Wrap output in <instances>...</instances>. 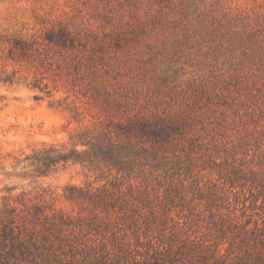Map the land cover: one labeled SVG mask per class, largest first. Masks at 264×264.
I'll use <instances>...</instances> for the list:
<instances>
[{
  "label": "rangeland",
  "instance_id": "1",
  "mask_svg": "<svg viewBox=\"0 0 264 264\" xmlns=\"http://www.w3.org/2000/svg\"><path fill=\"white\" fill-rule=\"evenodd\" d=\"M60 30L67 47L48 40ZM155 116L182 124L165 149L172 189L36 167L85 129ZM70 187L135 208H97ZM5 225L28 251L8 264H123L159 250L173 264L264 260V0H0Z\"/></svg>",
  "mask_w": 264,
  "mask_h": 264
},
{
  "label": "trees",
  "instance_id": "2",
  "mask_svg": "<svg viewBox=\"0 0 264 264\" xmlns=\"http://www.w3.org/2000/svg\"><path fill=\"white\" fill-rule=\"evenodd\" d=\"M48 40L62 47L72 43L63 30L49 35ZM78 116L76 112L74 119L77 120ZM181 125L174 118L161 116L136 118L127 123L117 122L106 126L100 124L72 135L70 148L50 147L37 153L34 161L42 174L58 168L61 164H80L92 170L101 171L106 168L116 175V180L140 179L150 185L154 177L155 180L159 179L160 184L163 183L162 187L169 186L172 189L171 176L167 181L171 161L165 149L167 144L177 138ZM68 191L70 195L87 199L97 208L104 210L111 209L128 214L135 208L133 201L125 200L122 195L106 188L84 193L70 187ZM16 250L21 256L28 253L27 246L23 240L17 238L14 229L5 225L0 228V264H8L9 259L15 257ZM162 253L163 251L159 250L152 257L141 260L133 258L134 260H127L123 264H173L163 257ZM247 264H264V260L258 263L254 259Z\"/></svg>",
  "mask_w": 264,
  "mask_h": 264
}]
</instances>
